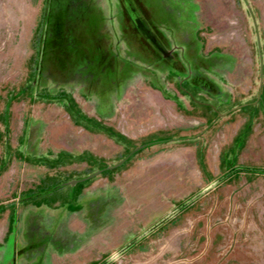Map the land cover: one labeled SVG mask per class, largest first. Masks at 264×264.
<instances>
[{
	"label": "rangeland",
	"instance_id": "rangeland-1",
	"mask_svg": "<svg viewBox=\"0 0 264 264\" xmlns=\"http://www.w3.org/2000/svg\"><path fill=\"white\" fill-rule=\"evenodd\" d=\"M0 264H264V0H0Z\"/></svg>",
	"mask_w": 264,
	"mask_h": 264
}]
</instances>
